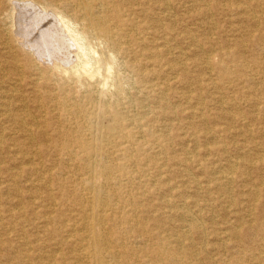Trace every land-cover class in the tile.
<instances>
[{
    "label": "bare ground",
    "instance_id": "6f19581e",
    "mask_svg": "<svg viewBox=\"0 0 264 264\" xmlns=\"http://www.w3.org/2000/svg\"><path fill=\"white\" fill-rule=\"evenodd\" d=\"M0 264H264V0H0Z\"/></svg>",
    "mask_w": 264,
    "mask_h": 264
}]
</instances>
